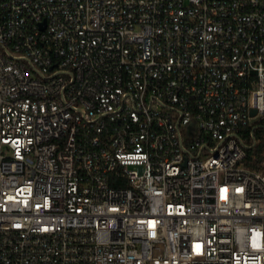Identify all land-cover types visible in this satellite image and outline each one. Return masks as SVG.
Segmentation results:
<instances>
[{"label":"built area","instance_id":"built-area-1","mask_svg":"<svg viewBox=\"0 0 264 264\" xmlns=\"http://www.w3.org/2000/svg\"><path fill=\"white\" fill-rule=\"evenodd\" d=\"M264 0H0V264H264Z\"/></svg>","mask_w":264,"mask_h":264},{"label":"trees","instance_id":"trees-1","mask_svg":"<svg viewBox=\"0 0 264 264\" xmlns=\"http://www.w3.org/2000/svg\"><path fill=\"white\" fill-rule=\"evenodd\" d=\"M247 155L244 164L251 169L264 170V119L245 129Z\"/></svg>","mask_w":264,"mask_h":264}]
</instances>
